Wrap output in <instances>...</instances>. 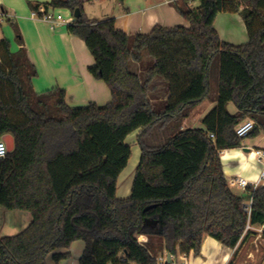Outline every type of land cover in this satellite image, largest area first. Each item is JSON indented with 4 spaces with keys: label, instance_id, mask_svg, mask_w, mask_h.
I'll return each instance as SVG.
<instances>
[{
    "label": "trees",
    "instance_id": "16d2710c",
    "mask_svg": "<svg viewBox=\"0 0 264 264\" xmlns=\"http://www.w3.org/2000/svg\"><path fill=\"white\" fill-rule=\"evenodd\" d=\"M83 6L50 0L45 9L82 11L67 28L94 58L90 73L110 90L105 107L70 108L60 89L36 94L38 72L26 52L0 42V141L15 142L0 159V207L31 217L18 235L0 237V264H59L78 241L85 244L79 264H159L160 254L199 256L206 237L232 250L256 229L264 239V186L235 195L221 162L222 152L243 147L236 133L243 121L255 123L249 137L264 133V0H183L175 7L189 28L157 26L133 38L114 19L88 20ZM219 14L242 17L247 44L220 39ZM216 62L215 106L202 129L182 130L212 99ZM158 80L166 86L161 109L151 101ZM136 132L141 157L131 195L120 199L133 154L126 141Z\"/></svg>",
    "mask_w": 264,
    "mask_h": 264
},
{
    "label": "crops",
    "instance_id": "0c3cea01",
    "mask_svg": "<svg viewBox=\"0 0 264 264\" xmlns=\"http://www.w3.org/2000/svg\"><path fill=\"white\" fill-rule=\"evenodd\" d=\"M101 1L103 0L96 2ZM82 2L83 4H92L90 0H82ZM182 2L183 0H119V11L110 12L106 4H104L105 6L102 4L103 12L100 16L89 12L85 6H83V12L88 20L94 22L114 19L116 28L133 38L137 35H148L157 26L163 28H189V23L175 7V4L181 5ZM49 4L50 0H0V11L10 16L6 22H0V42L3 40L9 41L13 53H17L21 49L26 52L28 59L38 72V76L32 80V87L36 94L60 89L65 92L66 104L70 108H86L91 104L99 107L107 106L112 100L110 90L102 80L96 79L90 73V68L94 66L95 62L85 43L78 37L71 35L65 25H60L53 29L48 23L32 18V13L35 12L32 6H39V9H45V6ZM197 5L198 3H194L191 6L196 7ZM57 11L67 19L71 16L68 11ZM64 12L67 13V16H64ZM15 26L20 31L21 41L17 39ZM214 26L220 39L226 43L240 46L247 44L249 41L245 23L239 14H219ZM144 61L147 65L153 63L149 58H145ZM136 67L135 69L139 72L143 69L141 65ZM156 86L157 88L152 93L151 101L161 109L167 101L166 86L160 80L157 81ZM215 96L213 95L210 101L203 102L192 111L190 117L183 122L182 130L195 129L196 124H202L203 118L215 106ZM206 103V107L199 116H193V112L203 107ZM231 105L232 103L228 105V110L230 113L235 114L237 108L235 111L231 110L230 107L234 109ZM137 135L138 132L128 137V139L132 138L131 143L128 142V139L126 141L131 146L132 153L138 147L136 143ZM253 146L257 149L253 150L252 147L243 141L242 148L221 153L223 172L235 195L242 196L247 195V193L246 190L241 189L239 186L233 187L231 181L243 178L250 183H254L264 173V159L255 155L257 150H264L258 148L255 144ZM139 161L140 158L135 161L134 167L138 166ZM131 165L132 161H130L128 168L119 179L117 196L120 199H126L131 195L134 175L137 169L136 167L130 178L125 179ZM17 213L21 214H16V217L26 222L29 226L31 223L30 215L27 214L28 216H26V213L22 212ZM1 231L2 229L0 228ZM254 231L261 232V229ZM139 240L147 243L148 238L140 237ZM81 242H75L68 251L71 254V258L59 264H68L69 262L71 264H79V259L85 249L84 242L83 244ZM246 243L240 245L238 249L232 250L222 246L214 239L206 237L200 255L197 257L193 254L186 255V259L182 260L181 263L230 264V262L235 260L234 264H239V255ZM73 254L76 256L74 262L71 261ZM253 257L250 253L248 259H253ZM51 263L56 264L49 258L47 264ZM261 264H264V257Z\"/></svg>",
    "mask_w": 264,
    "mask_h": 264
},
{
    "label": "rangeland",
    "instance_id": "374dc122",
    "mask_svg": "<svg viewBox=\"0 0 264 264\" xmlns=\"http://www.w3.org/2000/svg\"><path fill=\"white\" fill-rule=\"evenodd\" d=\"M102 2H104V3H102ZM102 4L103 5L106 4V6L108 7V10L110 12H116V11L120 10V7L118 6L119 0H103V1L98 2V3L97 2H94L92 4L86 3V4H84V6L89 12H92L94 15L100 16L103 12L102 11ZM66 14L67 13L64 12V16H67ZM217 66H218V62H216V66L214 67V70H213L214 75H212V81H211L212 96L216 95V93H217V79H218V77H217L218 76ZM206 105H207V103L203 107L196 109L193 112V116L198 117L199 114L202 112V110L206 107ZM231 106H233V108H234V109H232V107H230L231 110L235 111L236 106H234L233 104ZM195 127H196L195 129H202L203 125L202 124H200V125L196 124ZM243 141L248 146L252 147L253 150L257 149L256 147L253 146L254 144L257 145L258 148L264 150V133L263 132H260V134L258 136L247 137ZM128 142H130V143L132 142L131 137L128 139ZM139 158H140V148L137 147V149L133 150L132 159H131L132 165H131V168L128 169V173H127L128 175L126 174L127 176L125 179L130 178L132 176V174L135 172L134 170L136 169L137 165L134 167V163ZM132 167H134V168H132ZM120 195H121V192H120ZM245 201H246V204L249 203V200L247 198H245ZM16 214H21V213L11 212V211L4 209L3 207H0V228L2 229V231L0 232V237L16 236L19 233H21L23 231V229L28 227L26 222H24L21 219L16 217ZM26 216H28V215L26 214ZM257 233H259V234H254L247 241L246 246H244L242 248V251H241L239 258H238V260L240 261L239 264H261L262 259L264 257V239L261 237L262 230H261V232L259 231ZM81 244H83V242H81ZM250 253L254 256L253 259H248V256L250 255ZM164 256H165V254H160L158 257V261L160 259L164 258ZM75 257L76 256L73 254V259L71 260L72 262H74V260H76ZM174 262L177 264H181V261L178 258H175ZM64 264H66V263H64ZM68 264H71V262H69ZM130 264H134V263H130Z\"/></svg>",
    "mask_w": 264,
    "mask_h": 264
},
{
    "label": "built area",
    "instance_id": "2783aa9c",
    "mask_svg": "<svg viewBox=\"0 0 264 264\" xmlns=\"http://www.w3.org/2000/svg\"><path fill=\"white\" fill-rule=\"evenodd\" d=\"M70 15H71L70 18L67 19V18L63 17V15L60 12H58L57 10L46 11L45 9L40 8L38 12L32 13V18L42 20V21L48 23L53 29H55V27L60 26V25H65L68 27L69 25L73 24L75 18L71 13H70ZM9 18H10V16L8 14L0 11V22L1 23L5 22ZM254 128H255V123L252 120L247 119V120L243 121L240 125L237 126V128H236L237 136L240 139L244 140L245 138H247L251 135ZM210 138L214 139V136L210 135ZM8 154H9V152H8L7 146L1 140L0 141V159H5ZM255 155L257 157L264 159V151H262V150H257L255 152ZM231 185L233 187L239 186L243 190H246L250 186H252L254 188H257L259 186H264V173L254 183H250L249 181H247L243 178H238L234 181H231ZM185 257H186V255L180 256L178 259L180 261H182V260L186 259ZM174 259L175 258L173 256H171L170 262H169V254H165L164 258L159 260V264H177L174 262ZM181 264H183V263H181Z\"/></svg>",
    "mask_w": 264,
    "mask_h": 264
},
{
    "label": "water",
    "instance_id": "95a60500",
    "mask_svg": "<svg viewBox=\"0 0 264 264\" xmlns=\"http://www.w3.org/2000/svg\"><path fill=\"white\" fill-rule=\"evenodd\" d=\"M81 17H82V11L80 9H77L74 13V18L79 19ZM2 141L6 144L9 153L14 150L15 142L12 136L6 135L2 138ZM170 257L171 255H169V262H170Z\"/></svg>",
    "mask_w": 264,
    "mask_h": 264
}]
</instances>
